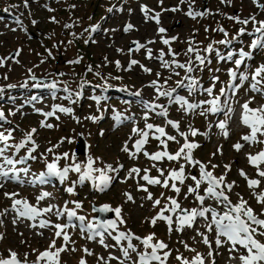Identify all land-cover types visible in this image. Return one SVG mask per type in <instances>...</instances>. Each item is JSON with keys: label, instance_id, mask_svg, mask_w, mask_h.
<instances>
[{"label": "rangeland", "instance_id": "obj_1", "mask_svg": "<svg viewBox=\"0 0 264 264\" xmlns=\"http://www.w3.org/2000/svg\"><path fill=\"white\" fill-rule=\"evenodd\" d=\"M259 5H264V0H257L256 3L253 0H184L183 3L181 0H0V61H3L0 64V89H3L0 92V110L6 116L0 125V132L6 136L11 133L9 144L4 146L0 141V148H6L5 152L10 155L13 145L25 142L26 134L36 129L32 134L35 144L24 143V148L35 157L24 174L28 182L12 184L0 181V213L3 214L0 220V258H7L10 252H15L17 259L22 262L50 264L47 258L38 261L40 253L65 248V251L59 253V264H81L82 260L86 264H120L122 260L124 264H135L136 253L150 250L145 249L141 241L135 239L133 242L136 251H130V259H125L121 251L124 248L122 241L117 244L106 238L107 241L103 244L99 241L89 242L86 235L65 227L62 235L57 237L55 233L59 229L55 225H64L58 219L42 230L31 228L15 220L8 211L10 203L20 199L27 200L33 206L51 208V211L44 213L52 217L56 208H64V202L67 201L70 210L81 214L92 223L94 221L91 220V215L97 213L89 209L90 204H107L112 209L120 207V218L124 223L119 231L133 233L141 238L154 234L153 243L161 241L167 245V248L159 251L164 264H184V261L189 264L197 255L203 264H241L237 255L244 248L235 245L233 250L231 243L222 240L217 244L208 231L207 222L186 228L178 227L177 217L181 212L179 209L174 215L171 230L166 221L157 220L155 226L150 223L151 218L157 216L166 206L168 209L172 207L168 197L176 199L181 209L190 211L196 208L195 195L187 194L188 186H194V182L190 178L184 184L175 182L181 189L179 193H175L171 187L148 184L141 178L143 174L148 173L151 178L163 181L170 171L178 170L183 164L186 177L195 175L199 178V165L187 164L183 157L177 161L156 162L144 155L133 156L130 153H135L133 145L136 137L132 129H144L146 125V112L141 101L158 105L157 112H167L164 116L172 115L178 123V129L165 132L166 136H175L176 139L167 144L166 139L161 138V141L166 142V148L157 143L156 146L146 147V151L150 154L157 151L175 154L186 142L185 136L181 135L184 133L187 142L198 145L193 151L195 159L207 171L219 177L223 176L226 184L233 185L229 193L231 203H240L242 197L255 215L264 216V204L257 200V196L264 192V178L258 175L257 167H249L245 162V155L264 150V143H244L241 134H235V127L231 128L227 139L222 138L217 124L221 119L230 121L237 117L232 112L228 114L227 110H223L214 116L206 112L202 116L201 112L205 109L201 108L193 113L188 111L191 113L189 114L181 106L172 107L168 102L169 97L157 98L156 87L151 86L152 81H157V87L161 91L175 88L176 91L189 95L192 100L194 96L200 98L199 96L206 95H200L201 83L214 85L215 91L220 92V89L226 87L228 79L224 78L225 82L221 78L216 81L215 76L222 73L225 66H229L226 65L231 58L229 54L238 56L236 49H233L235 46L227 47V42L241 39L242 45L248 50L251 49L250 41L255 39L258 22L264 21V8ZM142 7L148 9L147 15ZM109 9L112 11H108ZM189 11L200 12L202 15L193 18L187 15ZM157 13L160 14L159 24L154 19ZM244 20H248V23H241ZM129 24L132 28L125 31ZM97 25L99 27L92 31ZM161 27L166 31L160 33L158 29ZM241 29L245 31L242 33ZM223 31L227 32V36ZM164 39L169 40V43L164 44ZM134 42L135 47L129 49ZM138 45L143 47L138 49ZM209 46L210 51L206 50ZM190 47L193 48L192 52H188ZM215 49H219V54ZM161 52L164 53L163 60L170 62V67H162V60L159 58ZM197 53L204 58L203 64L195 59ZM220 55L223 58L218 61ZM132 60L138 63L132 65ZM173 60L181 64L191 61L194 71L186 73L185 69L171 64ZM250 64L247 69L252 81L253 71L264 65V48L259 59L252 56ZM230 65L233 66V63L230 62ZM243 66L245 69V65ZM186 75L202 81L198 82L197 93L190 94L186 87L177 86V81ZM203 77L206 79L201 80ZM52 83L56 84L57 93L51 96L49 87L43 85ZM187 83L185 80V84ZM23 84L26 87L31 86V89L44 90L35 97L33 91L17 94L19 88L23 89ZM37 84L41 86L36 87ZM9 85L15 87H8ZM261 86L264 88V81ZM247 88L249 89L248 86ZM118 89L122 90L121 95L117 93ZM114 90H117L116 93L122 99L111 98L116 94ZM137 92L139 97L134 95ZM244 92L246 89L234 100L230 92L225 101L238 110L240 101L264 105V94L257 92L249 98ZM69 94L71 99L64 98ZM95 97L100 98L99 102ZM55 106L67 107L72 111H55L53 116L44 115L52 112ZM117 115L121 118L128 115L130 122L117 125ZM92 116L98 119H89ZM164 116L148 113L149 122L153 121L155 125ZM198 117H202L203 129L192 136L191 130L196 128ZM42 121L53 127H42ZM140 122L144 123L139 126ZM123 127L127 129H122ZM247 133L243 131L242 135ZM78 136L85 148L83 154L74 156L72 152L75 148L82 149V145L76 147ZM258 140H264V136L259 135ZM125 143L129 152L122 151ZM237 143H244L238 151L234 149ZM32 148L35 150L30 151ZM49 149L52 151L49 152ZM64 153H68L67 159L63 158ZM56 157H60L56 161L59 168L74 162L86 164L88 157H91L95 161L94 168L103 169L106 165H112L117 171L108 172L114 179L110 180L101 193L91 189V180L84 181L82 186L76 185L72 193L67 192L70 181L80 184L79 174L69 171L63 186L53 188L49 185L50 196L38 199L43 194L41 189L47 187H37L29 181L44 170V163H51ZM213 165L216 167H212ZM226 165L229 167L226 168ZM132 168L139 169V174L129 175ZM241 170L247 179L241 176ZM98 175L99 173L93 172V176ZM248 179L259 180L260 183L249 188ZM173 182L170 180L169 184ZM141 186L146 187L152 194V200L146 198L148 193L141 190ZM204 186L203 183L199 194ZM5 193L16 195L10 198ZM126 193L133 199L128 200ZM156 199H160L161 203L154 206ZM77 203L80 204L79 208L76 207ZM113 214L116 216L114 211ZM164 215L171 216L170 211H164ZM65 233L69 237L68 241L63 239ZM116 233L114 237L117 236ZM207 235L210 245L202 241ZM260 238L264 241V236ZM53 241L55 247H50ZM164 252L169 253L167 258H164Z\"/></svg>", "mask_w": 264, "mask_h": 264}, {"label": "snow or ice", "instance_id": "obj_2", "mask_svg": "<svg viewBox=\"0 0 264 264\" xmlns=\"http://www.w3.org/2000/svg\"><path fill=\"white\" fill-rule=\"evenodd\" d=\"M184 0H181V3H183ZM254 3L257 2V0H253ZM261 8H264V5H259ZM177 9H172V11H176ZM108 11H112V9H109ZM142 11L145 12V14L147 15L148 9L146 7H142ZM159 13L156 14V16L154 17V19L156 20L157 24H159ZM187 15L195 18L196 16H200L202 15V13L200 12H193V11H189L187 13ZM253 21H255V18L252 17L251 18ZM54 21V18H53ZM19 23V21H18ZM33 23H36L35 21H33ZM241 23L247 24L248 20H244L241 21ZM259 27H257L255 29V31L257 33H260V35L257 37V39L252 41L251 47L252 48H257V47H261L264 48V21H259ZM65 27H71V25H65ZM99 26L97 25L96 27H94L92 29V31H95L96 28H98ZM132 28V25L129 24L125 27V31H128ZM158 31L160 33L165 32L166 30L161 27L158 29ZM222 31V29H221ZM242 33L245 31L244 29L240 30ZM225 35H227V33H225ZM175 39V38H173ZM164 44H168L169 40L164 39L163 40ZM220 43H225V41H220ZM140 47H143V45H138V49ZM208 51L211 50V46L208 47V49H206ZM149 56H151V50L149 49ZM193 48H189L188 52H192ZM51 55V53H49ZM17 55H19V52H17ZM175 55V54H173ZM231 56V54H229ZM247 53L241 52V59H236L235 60V64L237 65V67H239L242 64L243 58L245 56H247ZM163 56L164 53L161 52L160 54V59L162 60V67L164 68H168L170 67V62L169 61H164L163 60ZM195 59L197 61H199L201 64L204 63V58L202 56H200L198 53L195 57ZM75 63H79V61H74ZM3 61H0V64H2ZM132 65L137 64L138 62L136 60H132L130 62ZM117 64L119 65V62L117 61ZM171 64H175V67L177 68H182L186 70V73H192L194 71V68L192 66V62L189 61L187 64H181L176 62L175 60H173L171 62ZM145 71H150V69H144ZM30 71V70H29ZM176 75H179V73H175ZM230 75L235 78L237 76V72L235 70L230 72ZM157 76H159V73H157ZM258 77H260L261 79H257ZM6 78V77H5ZM34 79V77H33ZM240 79L243 81H247L248 80V75L246 74H241ZM253 83L250 85V88L252 91L255 92H259L261 94H264V88L259 87V85H261L262 81H264V65H261L259 67H257L255 69V72L252 74L251 77ZM185 80L188 81L187 84H185ZM36 87H40V84L35 85ZM44 87H49V88H56V84L52 83L49 85H43ZM151 86L156 87V90L158 92V97L159 96H164V97H169L171 102L173 103H178L181 105L182 108H185V110H195L197 108H199L201 105L200 104H195V103H189L188 100H186L184 97L182 96H175L173 98V92L176 91L175 88L171 89V90H164L161 91L159 87H157V81H152ZM177 86L178 87H186L189 91V93L191 94L193 91L196 90V88L198 87V81L195 77L192 76H185L183 79L177 81ZM8 87H15V85H9ZM233 87H236L235 85H233ZM3 89H0V92H2ZM65 91H67V89H65ZM210 95L212 93V89L209 88L206 90ZM226 89L222 88L220 89V93L221 95H223L225 93ZM134 95L139 96L140 94L134 93ZM95 99L97 100V102H99L100 98L99 97H95ZM141 103H143L144 107L146 109H151V110H155L156 107H158V105H155L153 103H149L147 101H141ZM204 103H208L211 104V108L210 109H205L204 111L201 112V115L206 114L207 111H211L213 113L221 111V106L219 104V101L217 98L212 99L211 101H202L201 104ZM251 103V101L245 102L242 105V109H243V114H242V123L247 126L250 129V133L248 135H244L241 137L242 140L246 141V142H259V143H264V140H258V134H260L261 136H264V105H261L258 108H250L249 104ZM39 111V110H38ZM55 111H59L62 113H71L72 109L67 108V107H62V106H55L54 110L52 112H47L44 115L45 116H53L55 114ZM229 111H231V109L229 108ZM159 115H166V112L162 111L159 113ZM0 118H3V113L0 112ZM58 118V117H57ZM145 118H147V114H145ZM89 119H92L93 121H95L96 119H98L95 116L89 117ZM115 119L119 122L121 120V117L119 115H117L115 117ZM168 123L173 127V128H177L179 127L178 123L173 122L171 120L168 121ZM41 126L42 127H48L51 128L53 127L51 124H46L45 122H41ZM219 128L224 131V135L227 136L228 133L226 131V124L225 122H220L219 123ZM146 128L151 130L154 128V126L152 124H146ZM133 133H138L141 136V139H138L135 141L134 144V148L136 150V153L141 152L143 146L145 145V143L147 142L149 133L147 131H143L140 130L138 128H133L132 129ZM36 132V129H32L31 132H29L28 134H26V141L25 142H32L33 144H35V142L33 141L32 138V134ZM155 132L159 133V137H156L157 139H159L160 137H163L166 135L164 128L162 127H155ZM182 136H185V143L179 148V150L175 153V154H169L167 151H157L155 153H148L147 151H144V155L146 157H148L149 159L153 160V161H159L162 158H167L170 161H177L179 160L181 157H183L190 165L196 166L199 165L200 168V174H199V178L195 175H192L190 177H186L185 176V166L183 164L180 165L178 170H172L168 173V176L163 179V181H161L159 178H150L147 174L143 175L141 178L145 181L148 182V184L151 185H162L164 188H169L171 187V189L175 192V193H179L181 191V189L177 186V184L175 182H179L180 184H184L185 180L190 178L193 182H194V186L189 185L188 189H187V194H194L195 195V199L197 201L200 202L201 205H203L204 200H205V196L204 195H200L199 194V189L201 188V185L204 182H207V187L204 189V192L207 194L208 197L210 198H214L220 202H228L229 204V210L224 212L223 214H219L217 213L214 209L212 208H201V209H191L189 210H185V209H181L179 203L177 202L176 199L172 198V197H168V200L170 201L172 207L170 209L167 208V206L161 210V212L157 213V216L151 218L150 223L155 226L157 220H163L166 221L169 225V230H171V225L173 223L172 217L171 216H166L164 215V211H171L173 213H175L178 209L181 211V213H186L184 215H181L179 217H177V220L179 222L180 227H184V226H188L191 227L193 222L195 221V219L197 217H204L205 219H207L206 217V213H211V224L208 225L209 230H211L212 225H215L216 231H217V236H223L226 237V242H231V244L233 245V250L235 248V245L239 244L241 245L244 249H246V253L247 254H242L239 259L241 261V264H264V243L260 242L259 240L254 238V233L257 232V228L260 229H264V219H258L256 215H254L253 213V209L251 207H247V201L243 200V198H240V203L236 204V205H231V201L229 200V197L225 194V192L223 190H219L220 186L222 184H224V177H215L213 175V173L211 171H207L205 166L200 164L199 161H195L192 158V149L198 147L197 144L195 143H190L187 142V136L184 133H181ZM191 135L195 136L197 135V131L195 129L191 130ZM11 137V133H9L7 136L0 132V141L3 142H7L8 139H10ZM176 137L175 136H167V140H175ZM25 142H21L20 144L16 145L17 149L23 148L24 147V143ZM71 142V141H69ZM161 144L164 145V147H167V144L165 141H161ZM243 147L242 144L237 143L234 145V148L236 150H240ZM6 148H0V156H3L4 152H5ZM35 148H32L30 151H34ZM49 152L52 151V149L48 150ZM122 151L124 152H129V148L127 146V143H125V146L122 148ZM136 153H130V155H135ZM33 159H35V157H31ZM63 158L67 159L68 158V153H64L63 154ZM60 159V157H56L55 160L51 163H47L46 168L47 171L46 173H41L40 175V182L43 183L45 182L43 177L45 176H55L57 178H59V180L61 182H63L67 176L69 171H73L79 174V182L83 183L86 180H91L93 182V187H95L97 190L99 191H104L105 187H107V185L109 184L110 180L113 178L111 176L108 175V172H115L117 171V169L113 168L112 165H106L105 168H94L93 165L95 163V161L91 158L88 157L86 164H81V163H72L68 166L63 167L62 169L58 167L57 162ZM6 163L8 165H13L14 162L12 159H8L7 157H5ZM248 161L251 165H254L258 168V175L260 177H264V170H260L259 169V165L261 163H264V150L260 151L259 153H257L256 155H249L248 156ZM122 167V165L120 166ZM212 167H216L215 165H213ZM226 168H228L229 166L226 165ZM24 171H27L26 169ZM93 172H97L99 173L98 176H93ZM140 170L137 168H132L130 170L129 175H131L132 173H136L139 174ZM145 172H147V170H145ZM241 176H244L245 179H247L246 174L243 172V170H241L240 172ZM161 175L163 176L164 173L161 170ZM0 176H8V172L4 171L2 168H0ZM174 181L173 183H171V185L169 184V181ZM234 183V182H233ZM260 183L259 180H255V179H249L248 180V186L249 188H253L258 186ZM229 191L232 189L233 185L232 184H226L224 185ZM141 190L145 191L147 194V199L148 200H152V194L150 192H148V189L146 187L141 186ZM67 192L72 193L73 192V188L69 187L66 189ZM6 196H9L11 198V196H14L16 194H8L5 193ZM50 193H43L40 197H38V199H44L46 196H49ZM128 198V200H132L133 198L129 195V194H125ZM163 195V194H162ZM257 200L259 203L264 204V194H259L257 196ZM161 200L160 199H156L154 200V206L156 205H160ZM22 206V207H17V206ZM76 207L79 208L80 204L77 203ZM12 208L18 213L19 217H25L27 219H35L37 216L40 215V211L37 210L35 207L31 206L28 204L27 201L25 200H20V199H15L13 200V204H12ZM51 208H46L43 211L44 212H49L51 211ZM96 210V209H94ZM65 211L67 212V216L69 218V220H71L73 217H76V219H78L79 221H81V231H84L85 229L89 232L88 235V239H94L96 237H101L100 239V243L103 244V235L104 232H107L109 229H116L117 228V220H119V223H124V221L122 219H120V215H121V208L120 207H116L115 209L110 208V206L108 205H103L99 211L101 212H109V211H114L117 217V220H110V221H96L95 223H88L87 225H84V220L85 217L83 216H77L75 211L72 210H67L65 209ZM0 215H3L2 213H0ZM57 215H63L62 212H57ZM246 218V219H245ZM15 223V220L13 221ZM0 223H2V221H0ZM47 221H41L40 222V227H45L47 225ZM253 225H256L257 227H253ZM55 227L57 229H59L58 231H56L55 235L57 237L61 236L63 233V228L67 227V225H55ZM180 230V229H178ZM110 234V233H109ZM259 235L264 236V231H260ZM2 238V237H0ZM135 238L137 240H140L141 243L144 245L145 249H151V252H143V253H137L139 259L138 262H135V264H151L152 261H159L160 264H164V261L161 259V256L158 255V250H163L165 248H167V245L161 241H157L155 243H153L154 240V234H150L147 237L141 238V237H133V234L131 233H126V232H119V235L115 236L114 239L116 240L117 244H119L122 240H127V247H124L121 249L123 256L125 257V259H130V254H129V250L135 252L136 251V247L133 245L132 243V239ZM63 239L65 241L69 240L68 235L65 233L63 234ZM204 242L208 243L207 238H204ZM221 241L219 239H217V244H220ZM50 247H55V241L52 242V244L50 245ZM107 247V245H106ZM65 248H59L57 249L55 252L52 251H48L46 250L45 252L40 253V255L38 256V261L41 259H45L47 258V260L50 262V264H59V253L62 251H65ZM87 251V250H85ZM91 254V253H89ZM169 255L168 252H164L163 256L164 258H167V256ZM112 259H117L116 257H111ZM177 259H180V257H177ZM196 264H203L201 258L199 255H197V257L195 258ZM0 264H21V261L17 259V253L15 252H10L9 256L7 258H0ZM81 264H86L85 261H81ZM120 264H124V261H120ZM184 264H188L187 261H184Z\"/></svg>", "mask_w": 264, "mask_h": 264}, {"label": "water", "instance_id": "obj_3", "mask_svg": "<svg viewBox=\"0 0 264 264\" xmlns=\"http://www.w3.org/2000/svg\"><path fill=\"white\" fill-rule=\"evenodd\" d=\"M135 45H136V43L134 42V43H132L131 44V46L129 47V49L130 48H133V47H135ZM13 56H14V54H13ZM78 138H79V142H77L76 143V147L77 146H80V145H82V149L81 150H79V149H74V155H78L79 153H81V154H83L84 153V146H83V144H82V139H81V137H79L78 136ZM105 205V204H104ZM103 205H101V206H96V207H92V210L93 211H97L98 213H99V215L96 217L99 221H102V222H104V221H106L111 215H112V211H109V212H104V214H101L102 212L101 211H99V209L102 207ZM94 209H96V210H94ZM21 264H30V263H23V262H21Z\"/></svg>", "mask_w": 264, "mask_h": 264}, {"label": "bare ground", "instance_id": "obj_4", "mask_svg": "<svg viewBox=\"0 0 264 264\" xmlns=\"http://www.w3.org/2000/svg\"><path fill=\"white\" fill-rule=\"evenodd\" d=\"M138 19V18H137ZM143 29V28H142ZM140 31V30H139ZM141 32V31H140ZM139 35H141V34H139ZM159 124H160V126L162 127V128H164V130H167L168 128H167V125L165 124V122H164V120L163 119H161L160 120V122H159ZM126 127H123L122 129H125ZM127 129V128H126ZM183 215V214H182ZM2 218H3V215H1L0 216V220H2ZM173 218V217H172ZM55 218H53V220H54ZM177 226L178 227H180V225H179V223L177 224ZM186 227H188V226H184V227H182V228H186ZM181 228V227H180Z\"/></svg>", "mask_w": 264, "mask_h": 264}]
</instances>
